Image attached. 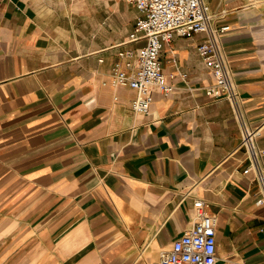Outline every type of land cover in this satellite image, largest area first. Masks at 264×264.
<instances>
[{
	"label": "crops",
	"instance_id": "crops-1",
	"mask_svg": "<svg viewBox=\"0 0 264 264\" xmlns=\"http://www.w3.org/2000/svg\"><path fill=\"white\" fill-rule=\"evenodd\" d=\"M264 150V0H206ZM127 0H0V264H152L194 222L216 216L218 264H264V205L230 101L196 52L205 32L159 55L174 86L115 81L143 40ZM264 165V153L261 156Z\"/></svg>",
	"mask_w": 264,
	"mask_h": 264
},
{
	"label": "built area",
	"instance_id": "built-area-1",
	"mask_svg": "<svg viewBox=\"0 0 264 264\" xmlns=\"http://www.w3.org/2000/svg\"><path fill=\"white\" fill-rule=\"evenodd\" d=\"M134 4L137 16L130 40L144 43L128 55L134 57L126 65L125 72L115 68V81L136 90L131 100L132 110L146 114L151 102V88L157 87L161 94L168 96L174 86L163 74L159 61L164 43L174 35L188 36L195 32H205L206 37L196 45V52L203 64L211 71L213 82L205 86V93L211 97L227 98L238 118L240 144L245 150L248 166L243 170H253L260 194L256 204L264 205V165L261 162L263 149L256 146L260 126H251L241 113V101L232 71L221 43V34L228 26L215 28L211 25L206 0H127ZM194 222L175 238L168 249L160 252L152 264H218L216 257L215 225L216 216L206 209L201 198L192 202Z\"/></svg>",
	"mask_w": 264,
	"mask_h": 264
}]
</instances>
